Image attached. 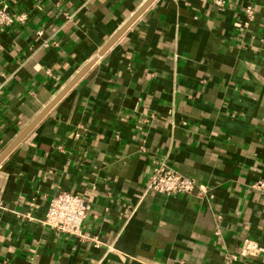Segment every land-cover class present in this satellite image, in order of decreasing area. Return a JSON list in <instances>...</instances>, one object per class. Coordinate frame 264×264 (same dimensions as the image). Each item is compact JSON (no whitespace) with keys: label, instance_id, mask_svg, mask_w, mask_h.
Listing matches in <instances>:
<instances>
[{"label":"crops","instance_id":"1","mask_svg":"<svg viewBox=\"0 0 264 264\" xmlns=\"http://www.w3.org/2000/svg\"><path fill=\"white\" fill-rule=\"evenodd\" d=\"M148 1L0 0L29 13L0 29V156L95 59L0 163V264H264V0H153L99 55ZM161 162L193 193L149 191ZM61 192L89 239L42 223Z\"/></svg>","mask_w":264,"mask_h":264},{"label":"built area","instance_id":"2","mask_svg":"<svg viewBox=\"0 0 264 264\" xmlns=\"http://www.w3.org/2000/svg\"><path fill=\"white\" fill-rule=\"evenodd\" d=\"M219 7H224L227 0H214ZM246 17L252 20L255 12L252 7L245 9ZM29 20V13L19 11L9 3L0 4V29H7L15 26L25 25ZM245 23V25L248 24ZM42 30L37 31L41 36ZM57 46L56 43H53ZM48 46L49 44H45ZM0 85V96L2 94ZM197 188V181L180 172L176 171L164 162L159 163L152 173L150 182L147 186L149 191L159 192L165 195H187L193 193ZM200 192H205L204 186H199ZM251 188L264 194V176L259 178L251 185ZM91 206L85 197L79 194L61 192L56 194L49 203L48 210L42 218V223L49 226L58 233L69 236L89 239L83 232V225L90 213ZM95 243H99L94 238ZM242 257L261 258L264 261V247L254 239H246L241 248Z\"/></svg>","mask_w":264,"mask_h":264},{"label":"water","instance_id":"3","mask_svg":"<svg viewBox=\"0 0 264 264\" xmlns=\"http://www.w3.org/2000/svg\"><path fill=\"white\" fill-rule=\"evenodd\" d=\"M153 0H149L133 18L103 47L99 55L104 54L123 34V32L136 20V18L149 6ZM95 62H89L79 74L57 95V97L39 114V116L20 134L16 141L11 144L0 156V163L10 154V152L35 128V126L49 113V111L59 102V100L83 77L88 69Z\"/></svg>","mask_w":264,"mask_h":264}]
</instances>
